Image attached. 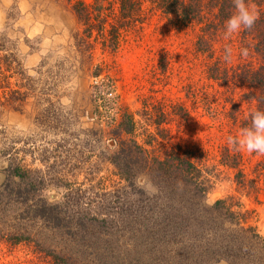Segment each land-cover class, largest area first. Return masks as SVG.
Wrapping results in <instances>:
<instances>
[{"label": "rangeland", "instance_id": "rangeland-1", "mask_svg": "<svg viewBox=\"0 0 264 264\" xmlns=\"http://www.w3.org/2000/svg\"><path fill=\"white\" fill-rule=\"evenodd\" d=\"M140 1V22L122 30L117 49L110 52L97 42L87 45L79 39L82 27L67 0H0V184L5 183L2 169L14 162L26 166L37 182L29 196L37 190L34 196L62 205L65 212L76 211V202L85 217L145 208V198L155 196L156 188L143 177L133 184L124 181L110 161L116 149L111 138L96 135L91 87L109 81L113 92L106 97L133 113L137 140L150 142L147 129L157 139L152 147L159 154L174 146L195 149L212 183L203 202L209 207L217 200L239 204L264 239V154L227 143V137H238L242 128L226 114L232 104L237 118L251 112L253 103L245 99L249 90L221 87L206 74L212 64L234 68L254 62L250 52L247 57L239 54L240 30L226 36L223 26L205 34L203 23L181 24ZM225 47L231 49L227 62ZM143 104L150 105V116ZM183 111L187 117L175 115L183 116ZM112 114L109 118H118ZM228 153L239 155L237 169L222 164ZM27 211L5 204L0 214V264H50L33 243L6 242L10 228L22 222ZM93 226L85 238L78 236L82 242L104 228ZM107 231L114 242L123 230ZM46 238L41 235L38 241ZM47 239L51 242L53 236ZM54 240L62 242L60 237ZM257 258L253 254L250 264Z\"/></svg>", "mask_w": 264, "mask_h": 264}, {"label": "trees", "instance_id": "trees-1", "mask_svg": "<svg viewBox=\"0 0 264 264\" xmlns=\"http://www.w3.org/2000/svg\"><path fill=\"white\" fill-rule=\"evenodd\" d=\"M67 1L72 3V12L82 27L79 39L87 45L90 40L97 42L110 52L117 49L122 30L140 22V0H92L89 4ZM145 1L181 24L203 23L201 32L205 34L222 28L234 11L232 0ZM244 2L255 12L256 19L250 29H240L239 39L254 62L234 68L212 64L206 69L207 78L221 87L245 86L249 90L245 99L253 103L251 112L237 118L230 104L226 114L228 120L242 129L250 127L253 112L264 111V0ZM203 41L201 36L197 45ZM93 76L97 79L98 73ZM91 88L95 91L90 102L94 107L96 135L98 139L111 138L116 149L110 161L118 175L129 184L146 178L158 193L145 198L142 205L146 207L136 211L85 217L86 214H80L83 209L78 202L74 206L76 211L69 213L63 211L62 205L46 204L39 195L34 196L37 190L29 196L27 192L35 190L37 182L26 166L13 162L2 169L5 183L0 184V214L5 213L8 202L23 206L28 215L10 228L13 231L5 236L6 242L33 243L50 258V264H239L241 259L250 264L251 256L256 253V264H264V239L253 226L250 213L228 200H217L210 207L203 202L212 183L203 169L200 153L174 146L159 154L157 147H152L157 139L147 129L144 133L150 142L140 143L133 113L115 99L106 97L112 94L113 85L102 81ZM149 106L143 104L142 109L150 116ZM110 114L118 118H109ZM185 114L184 111L183 116L175 113L182 119L187 117ZM222 164L237 169L239 155L228 153ZM94 223L104 228L92 240L82 242L78 236L85 238L84 233L92 230ZM118 227L123 231L113 242V233L107 230H118ZM41 235L53 236V239L38 241ZM68 235V240L62 241ZM55 237H60L62 242H55Z\"/></svg>", "mask_w": 264, "mask_h": 264}, {"label": "clouds", "instance_id": "clouds-1", "mask_svg": "<svg viewBox=\"0 0 264 264\" xmlns=\"http://www.w3.org/2000/svg\"><path fill=\"white\" fill-rule=\"evenodd\" d=\"M234 8L233 13L224 22V33L230 36L240 29H250L256 19L254 11L250 10L244 0H232ZM241 57L248 56V49L241 47L239 49ZM231 58V49L224 48L225 62ZM227 143L237 148H243L249 153L264 154V111H256L251 114V125L241 130L238 137L229 135Z\"/></svg>", "mask_w": 264, "mask_h": 264}]
</instances>
